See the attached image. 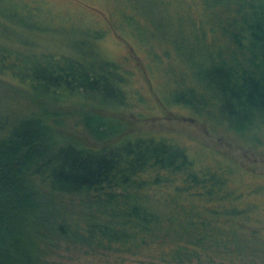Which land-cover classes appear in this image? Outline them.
I'll use <instances>...</instances> for the list:
<instances>
[{"label":"trees","instance_id":"16d2710c","mask_svg":"<svg viewBox=\"0 0 264 264\" xmlns=\"http://www.w3.org/2000/svg\"><path fill=\"white\" fill-rule=\"evenodd\" d=\"M9 1L0 0L1 78L28 85L39 97L95 95L123 104L126 75L89 45L83 52L73 49L72 56L23 54L20 47L31 45L25 38L42 31L24 21L29 6ZM182 2L185 28L175 33L174 47L194 66L196 84L182 87L186 76L172 74L177 89L190 94L173 101L212 107L238 132L261 128L264 0ZM12 3L25 11L11 10ZM122 6L131 25L140 3L124 0ZM109 85L118 96L109 95ZM7 96L0 93V264H63L48 259L59 242L143 251L163 264H264V202L253 200L257 194L246 196L231 167H197L185 146L153 134L102 148L57 143L51 123L14 110ZM102 122L83 118L99 136L105 134ZM258 189L264 193V184Z\"/></svg>","mask_w":264,"mask_h":264},{"label":"rangeland","instance_id":"374dc122","mask_svg":"<svg viewBox=\"0 0 264 264\" xmlns=\"http://www.w3.org/2000/svg\"><path fill=\"white\" fill-rule=\"evenodd\" d=\"M123 1H9L17 2V6L23 3L29 6L31 15L27 18L24 15V21L34 22L42 31L25 38L31 45L30 49L26 45L20 47L23 54L39 58V52L44 51L72 56L69 52L73 49L83 52L85 45H89L99 58L117 63L119 72L126 75L123 104L104 102L95 95L69 99L60 96L63 99L57 100L49 96L39 97L28 85L23 88L1 76L0 93L8 95L6 99L14 110L35 113L51 123L57 143L75 142L102 148L136 136H164L185 146L195 157L197 167H231V175L238 184L242 178L240 185L247 192L246 196L257 194L253 200L264 202V193L258 189L264 184V125L238 132L226 122H220L212 107L210 112L197 103L192 109L173 101L190 94L183 88L177 89L172 74L186 76L182 87H188V83L196 84L194 66L185 55L177 54L173 41L175 33L185 28V23L179 21L183 16L180 12L182 0L178 4L173 0H137L140 7L135 9L131 25L124 20L127 9L122 6ZM10 9L25 11L13 3ZM201 29L209 30L206 26ZM187 40L191 43L189 36ZM176 43L181 44V39ZM159 52L162 55L157 56ZM107 90L109 95H115L116 86L109 85ZM202 94L210 98L213 92L202 89ZM85 114L103 121L106 130H102V125L101 131L105 134L90 133L84 127ZM59 244L60 247L48 259L63 264H163L143 251L126 253L66 242Z\"/></svg>","mask_w":264,"mask_h":264}]
</instances>
